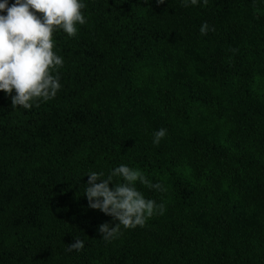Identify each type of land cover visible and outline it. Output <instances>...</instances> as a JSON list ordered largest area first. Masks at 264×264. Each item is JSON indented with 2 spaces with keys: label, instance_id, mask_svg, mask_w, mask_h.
Instances as JSON below:
<instances>
[{
  "label": "trees",
  "instance_id": "obj_1",
  "mask_svg": "<svg viewBox=\"0 0 264 264\" xmlns=\"http://www.w3.org/2000/svg\"><path fill=\"white\" fill-rule=\"evenodd\" d=\"M84 3L55 98L0 90V264H264V0ZM120 164L166 210L105 241L86 173Z\"/></svg>",
  "mask_w": 264,
  "mask_h": 264
},
{
  "label": "clouds",
  "instance_id": "obj_2",
  "mask_svg": "<svg viewBox=\"0 0 264 264\" xmlns=\"http://www.w3.org/2000/svg\"><path fill=\"white\" fill-rule=\"evenodd\" d=\"M181 3L188 7L206 4L207 0H181ZM85 7L84 0H12L11 4L9 0H0V90L6 94L14 90L15 94L11 95L13 108L31 109L39 102L55 98L62 86L57 69L64 61L53 50V32L59 28L69 37L75 36L76 25L86 23L81 11ZM209 30L214 29H210L207 22L199 28L201 35ZM166 132L165 128L155 131L153 144L158 145ZM86 174L88 179L83 193L88 207L118 220L114 226L109 222L99 225L98 231L105 241L116 239L121 225L124 229L143 227L153 215H162L166 210L163 202L147 199L137 189L138 182L157 191L164 190L159 182L152 183L138 168L120 164L107 175L103 171ZM114 177L118 181L114 182ZM84 243L83 239L75 238L66 251L78 252Z\"/></svg>",
  "mask_w": 264,
  "mask_h": 264
}]
</instances>
